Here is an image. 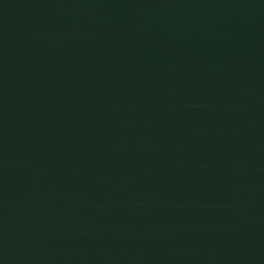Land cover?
<instances>
[{"label": "water", "instance_id": "1", "mask_svg": "<svg viewBox=\"0 0 264 264\" xmlns=\"http://www.w3.org/2000/svg\"><path fill=\"white\" fill-rule=\"evenodd\" d=\"M0 264H264V0H0Z\"/></svg>", "mask_w": 264, "mask_h": 264}]
</instances>
